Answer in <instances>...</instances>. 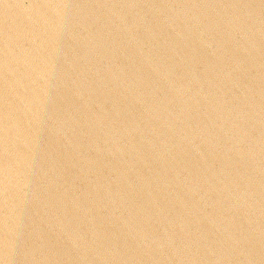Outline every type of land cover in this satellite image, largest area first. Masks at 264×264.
<instances>
[{
	"label": "water",
	"instance_id": "95a60500",
	"mask_svg": "<svg viewBox=\"0 0 264 264\" xmlns=\"http://www.w3.org/2000/svg\"><path fill=\"white\" fill-rule=\"evenodd\" d=\"M0 264H264V0H0Z\"/></svg>",
	"mask_w": 264,
	"mask_h": 264
}]
</instances>
